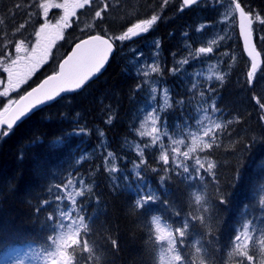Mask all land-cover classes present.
Wrapping results in <instances>:
<instances>
[{"label":"snow or ice","instance_id":"obj_1","mask_svg":"<svg viewBox=\"0 0 264 264\" xmlns=\"http://www.w3.org/2000/svg\"><path fill=\"white\" fill-rule=\"evenodd\" d=\"M168 4L169 0H163L160 8ZM117 6L123 7L119 0L117 5H113L112 0H24L0 9V86H3L0 92V136L7 137L17 122L39 105L52 102L64 93L81 90L101 71L117 47L149 33L162 19V15L155 12L146 18H140L137 13L126 20L122 34L110 35L108 28L100 24L107 22L109 13ZM193 7L210 8L221 17L213 24H200L195 31L203 32L212 26L222 31L231 26L234 30L238 23L245 43L254 33L255 40L264 44V15L257 12L248 0H227V12L221 11L226 8L224 0H180L178 11ZM53 10L61 13L58 18ZM21 12L28 19L18 26L13 23L11 30H6L9 22H14L15 16ZM89 13H94L91 16L93 24L81 28V18ZM37 24L38 28L35 27ZM28 25L33 26V32L24 37ZM76 29L85 38H73L69 46L74 47L58 64V70L36 87H31L30 78L50 62L56 42L67 41L65 30L70 34ZM183 35L188 36L187 33ZM216 43L212 41V44ZM153 46L159 49V41ZM187 47L188 57L175 61L168 69L173 76L190 61L204 63L214 58L212 46H201L194 51L191 45ZM130 51L134 61L133 74L140 81L133 92H144L146 105L138 110L142 114V119L137 117L139 127L134 124L130 129L137 139L125 141L126 145L135 148L136 159L129 161L134 177L130 180L127 169L117 166V157L113 151L107 150L109 146L104 139L98 145L103 164L97 165L95 171L103 168L110 174L113 190L122 188L134 193L131 207L140 225V247L144 250L139 264H264V194L255 202L258 207L253 209L252 204L242 205L231 224L221 214L231 206V194L225 188L233 187V184L222 185L218 173L223 164L214 158V153L227 140L232 145L229 154L239 152L242 158L257 140L255 135L233 139L236 133L232 125L234 122L239 124L240 118H228L224 107L219 106L217 88L212 86L222 84L225 77L210 69L205 83L193 79L202 76V72L191 74L188 77L191 87L186 89L185 98L172 103L171 90L159 87L164 74L158 60L159 52H154L149 63L143 52L135 48ZM172 55L175 57L176 53ZM247 56L250 59L245 82L251 88L257 79L264 80V59L257 63V57H264V48L257 51L250 47ZM21 85L25 87L21 88ZM29 87L31 90L27 91ZM20 91L26 94L20 95ZM10 93L19 98L13 99ZM252 99L261 113L259 121L264 122V96L253 95ZM112 122L111 116L105 121L106 124ZM79 132L84 134L88 130L80 128ZM99 136L104 138L105 133L99 131ZM260 141L264 142V135ZM86 159L87 156L81 154L75 163L80 164ZM119 159L126 160L123 156ZM149 160H153L157 167H152ZM242 167L238 159L233 181H239ZM64 171L67 174L61 173L59 182L45 185L43 191L48 198L39 200L34 208L38 222L40 214H44L40 226L45 231L37 256L42 264H102V261L103 264H115L106 258L105 253L119 255L118 239L105 235L96 227L97 214L90 210L93 200L99 203L93 184L86 179L94 176V172ZM149 172L158 175L159 188L145 183ZM118 178H122L123 184L115 183ZM176 181L184 186L182 201L173 197L167 187ZM261 187L264 188V184ZM160 189L168 198L158 194ZM156 205L161 206L159 212L154 207ZM2 264L22 262L9 258Z\"/></svg>","mask_w":264,"mask_h":264},{"label":"trees","instance_id":"obj_2","mask_svg":"<svg viewBox=\"0 0 264 264\" xmlns=\"http://www.w3.org/2000/svg\"><path fill=\"white\" fill-rule=\"evenodd\" d=\"M13 2L23 3L24 0H0V9L10 8ZM248 2L257 12L264 15V0H248ZM112 3L117 5L118 0H112ZM119 3L123 7H114L108 15L107 22L100 24L101 27L108 28L110 35L121 34L126 20L135 17L137 13H140V18H146V15L155 12L162 15V19L149 33L134 38L131 42H124L122 47H117L103 71L81 90L65 94L35 110L17 124L7 137L0 136V263L4 257L23 245L41 246L45 230L41 228L40 222L44 220V214H40L38 222L34 208L38 206L39 200L48 198L43 191L45 185L59 181L61 173L67 174L64 170H79L81 173L92 170L94 176L86 179L93 184L95 194L99 197V203L93 200L90 206V210L94 211L98 217L96 227L105 235L117 238L120 244L119 255L114 256L106 252L105 256L115 264H139L144 250L140 247V225L131 207L134 193L122 188L113 190L114 182L110 174L103 168L98 172L95 171L97 165L103 164L98 145L101 139H104L109 146L107 150L113 151L117 157V166L127 169L130 180L134 177L132 164L129 161L136 159L135 148L126 145L125 141L132 142L137 139L130 129L134 124L135 127H139L137 117L142 118V114L138 110L144 109L146 105L144 92L135 94L133 92L140 81L133 74V66L128 61V57H133L129 47H137L149 54L154 49L153 41L157 37L160 48L154 49L153 52H159V62L164 68L163 83L166 85V82L173 77L168 69L172 68L175 61L185 58L182 54L183 32L191 29L194 22L213 24L221 17L218 12L210 8L193 7L180 12L178 11L180 0H169V4L163 9L160 8L163 0H119ZM224 3L227 9V0H224ZM53 11L58 13L57 10ZM92 15L94 13L81 18L83 21L81 28L85 24H93ZM27 19L25 13H18L15 21H10L9 28L6 30L10 31L13 23L18 26ZM38 26V24L35 25L37 28ZM256 27L259 28V25L257 24ZM30 32H33L32 25L27 26L24 37ZM65 36L67 41H57L53 46L50 62L41 66L30 78L31 86L56 70L58 61L69 50V42L73 38L83 37L79 29L71 31L70 34L68 30H65ZM20 38L23 37H17V39ZM223 38L220 39V43L226 47L225 52L240 63L229 70L222 84L214 83L212 86L217 88V95L220 97L219 106L224 107L225 112L229 114L228 118L231 119L234 116L240 118L239 124L234 122L232 125L236 133L233 139L252 135L257 137L256 142L243 154L242 158L239 152L235 155L229 154L232 145L227 140L224 146L214 153V158L223 164L218 173L222 185L233 184V187L225 188V191L231 194V206L221 213L229 222L234 215L232 209L241 200V193L247 179L246 172L253 167L259 169L255 154L261 142L260 137L264 133V125L258 119L261 113L252 99L255 95L254 89L249 88L245 82L247 66L242 64L241 59L244 57L247 61L249 60L242 51L236 27L232 29V34ZM255 42L259 51L264 48V44L256 40ZM172 53H176V56L173 57ZM193 79L199 80L198 77ZM24 87V85L21 86V88ZM171 88L186 94L188 87L175 85ZM23 92L20 91V94ZM14 97L18 96L14 95ZM110 116L113 117V122L106 124L105 121ZM80 128H86L88 133L76 134ZM99 131L105 133L104 138L99 136ZM244 142L247 143V139ZM81 154H85L87 159L76 164L75 160ZM121 156L126 160L121 161L119 159ZM238 159L241 160L243 167L239 181L235 182L232 177ZM149 164L157 167L153 160H149ZM50 174H56V176ZM158 179V175L149 172L145 183L159 188ZM115 183L123 184L122 178H118ZM167 187L178 201L184 199V186L178 181L170 182ZM158 194L168 198L164 196L162 189ZM154 207L157 212L160 211V205Z\"/></svg>","mask_w":264,"mask_h":264},{"label":"rangeland","instance_id":"obj_3","mask_svg":"<svg viewBox=\"0 0 264 264\" xmlns=\"http://www.w3.org/2000/svg\"><path fill=\"white\" fill-rule=\"evenodd\" d=\"M56 2H60V0H56ZM57 11L58 13H57L56 18H58L59 15L61 14L59 10ZM227 11H228V8L224 10V12H227ZM52 23H55V19L52 20ZM202 23H207V22H202V21L194 22L191 29L183 32V34L187 33L188 36L187 38H185L184 35L182 37V41L184 45L182 54L185 56V58L188 57V54H189V49L187 47L188 45H191V50L193 51L201 46H212L214 48V53L212 54L214 58L206 60L204 63H196V62L190 61L189 65H185L183 69H181V72L178 73V75L173 76L169 81L166 82L167 86L164 83L159 85L160 88H168L171 90L169 95H170V102L172 103H174L175 100L183 99L186 94L182 93L178 89L174 90L171 87L175 85H181V86H187L188 88H190L191 83L188 77L191 74H194L198 71L202 72L203 75L199 76L198 79L201 81H206L207 76L210 74L209 72L210 69H212V71H215L220 75L225 76L232 67L236 66L237 63H240L238 60L233 58L230 54L224 55L226 53L225 52L226 47L220 43L221 37H225V36L232 34L231 26H229L224 31H222L219 27H213V28L209 27L205 29L203 32L195 31V29ZM256 25L257 24H255V27ZM156 41H157V37L154 38L153 42L155 43ZM212 41H216L217 43L212 44ZM129 48L130 50L132 48H135L141 51L137 47L130 46ZM154 49H152L151 53L149 54H146L143 51H141L144 53V59L147 60V62L149 63L152 62ZM128 61H129V64L133 66L134 64L133 57H128ZM241 62L243 65L248 66V61L244 57H242ZM253 89H254L255 95L264 96V80L257 79V82L253 86ZM2 91H3V86H0V92ZM10 95H12V98L15 99L13 94L10 93ZM171 98H174V99H171ZM4 102L6 103L7 101L5 100ZM160 103H163V101L160 100ZM193 106H195V104ZM0 108H2V104H0ZM170 122H171V118H170ZM263 125H264V122H263ZM76 134H80L79 130L76 131ZM255 157H256L255 160L259 166V169L256 167H253L248 172H246L245 177H247V179L245 180V185L244 186L242 185L243 186V190L241 193L242 197H241V200L238 202L237 206L235 208L232 207L233 208L232 214L234 215L233 217H231L229 224H231L237 218V214L240 212L242 205L246 203L252 204L253 202V209H254L258 207V205L255 202L259 199L261 194H264V188L261 187V185L264 184V174H263L264 142H260L259 145L257 146V152L255 154ZM57 182H53V183H57ZM253 209H249V211L252 212ZM227 234L228 233L226 232V235ZM39 248L40 246H28L26 248L18 250L14 254L9 255L5 259L11 258L14 260H19L22 262V264H42V261L37 256V252ZM0 264H2V262Z\"/></svg>","mask_w":264,"mask_h":264},{"label":"water","instance_id":"obj_4","mask_svg":"<svg viewBox=\"0 0 264 264\" xmlns=\"http://www.w3.org/2000/svg\"><path fill=\"white\" fill-rule=\"evenodd\" d=\"M238 15V14H237ZM237 27H238V23H237ZM238 34L240 35V40H241V42H242V48H243V51H244V53H245V55L247 56V51H248V49L250 48V47H254L257 51H259L258 49H257V47L254 45V43H253V41H252V39H253V35L252 34H250L251 35V43H249V40H248V42L247 43H245V41H244V37H243V35L240 33V30H239V27H238ZM83 38H85V37H83ZM72 47H74V45L72 46ZM72 51V48L70 49V51L67 53V54H65V56L64 57H62L60 60H59V62H58V64L60 63V62H62L65 58H66V56L70 53ZM112 56V55H111ZM110 56V57H111ZM248 57V56H247ZM110 59V58H109ZM248 59H250L249 57H248ZM109 61V60H108ZM108 61L104 64V67L101 69V71L99 72V73H97V74H95V76L92 78V79H94L96 76H98L102 71H103V69L106 67V65H107V63H108ZM261 62V57H257V63H260ZM58 64H57V67H56V70L55 71H57L58 70ZM54 71V72H55ZM54 72H52V73H50V74H48V75H51V74H53ZM48 75H46V76H44L43 78H41L36 84H34L33 86H31V87H36L42 80H44ZM91 79V80H92ZM31 90V88H28L27 89V91H30ZM76 91H78V90H76ZM74 92V91H73ZM69 93H71V92H69ZM24 94H26L25 93V91L22 93V94H20V95H24ZM65 94H68V93H64V94H62L61 96H63V95H65ZM60 96V97H61ZM19 97H17L16 99H18ZM42 98V97H41ZM58 99V98H57ZM56 100V99H55ZM54 100V101H55ZM33 103H35V100L33 99V101H32ZM53 102V101H52ZM49 103H51V102H46L45 104H42V105H39L35 110H37V109H39V108H41L42 106H44V105H46V104H49ZM35 110H33V111H31L27 116H29L32 112H34ZM26 116V117H27ZM25 117V118H26ZM25 118H22V120L23 119H25ZM21 120V121H22ZM21 121H19V122H17V124L18 123H20ZM16 124V125H17ZM15 125V126H16Z\"/></svg>","mask_w":264,"mask_h":264},{"label":"bare ground","instance_id":"obj_5","mask_svg":"<svg viewBox=\"0 0 264 264\" xmlns=\"http://www.w3.org/2000/svg\"><path fill=\"white\" fill-rule=\"evenodd\" d=\"M236 30H237V34H238V27L236 26ZM253 35V39H252V41H253V43H254V45L256 46V42H255V38H254V33L252 34ZM238 37H239V39L241 38L240 37V35L238 34ZM81 38H83V37H81ZM249 43H251V35H249ZM149 42V41H148ZM240 43H241V47H242V42H241V40H240ZM73 46V45H72ZM72 46L69 48V50L66 52V54L70 51V49L72 48ZM138 46V45H137ZM257 47V46H256ZM242 51H243V48H242ZM243 53H244V51H243ZM244 55H245V53H244ZM65 56V55H64ZM63 56V57H64ZM246 56V55H245ZM246 58L248 59V57L246 56ZM263 58L261 57V60H262ZM249 60V59H248ZM160 61V60H159ZM59 62V61H58ZM161 63V62H160ZM58 64V63H57ZM50 74V73H49ZM48 75V74H47ZM168 78V77H167ZM52 103V102H51ZM50 104V103H49ZM47 105V104H46ZM45 106V105H44ZM44 106H42V107H44ZM19 124V123H18ZM15 127V126H14Z\"/></svg>","mask_w":264,"mask_h":264}]
</instances>
